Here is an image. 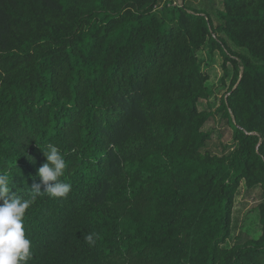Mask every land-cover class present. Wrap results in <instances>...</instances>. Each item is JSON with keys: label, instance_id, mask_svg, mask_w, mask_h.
<instances>
[{"label": "trees", "instance_id": "obj_1", "mask_svg": "<svg viewBox=\"0 0 264 264\" xmlns=\"http://www.w3.org/2000/svg\"><path fill=\"white\" fill-rule=\"evenodd\" d=\"M210 13L176 0H0V171L28 198L53 144L72 186L25 212L27 264H264V200L261 235L226 247L241 183L264 197V0H221L217 26ZM206 45L233 68L218 112L235 148L222 156L204 151Z\"/></svg>", "mask_w": 264, "mask_h": 264}, {"label": "rangeland", "instance_id": "obj_2", "mask_svg": "<svg viewBox=\"0 0 264 264\" xmlns=\"http://www.w3.org/2000/svg\"><path fill=\"white\" fill-rule=\"evenodd\" d=\"M194 8H207L211 10V19L214 26L219 24L215 12L221 10V0H176ZM218 36V35H217ZM229 48L236 53L244 51L235 48L231 43ZM201 66V71L208 76L207 89L211 92L208 100L201 101L199 110L211 113L212 116L204 127V131L210 135V139L205 145V152L211 155L222 156L229 154L235 144L233 142L232 129L222 114L218 112L221 99L228 94L230 83L233 77L231 64L226 65L227 71H223V57L218 51H211L206 45L197 54ZM264 200L260 189H247L244 182L241 183L236 198L232 214L231 236L226 247L235 244H242L248 240H255L261 235L257 208Z\"/></svg>", "mask_w": 264, "mask_h": 264}, {"label": "clouds", "instance_id": "obj_3", "mask_svg": "<svg viewBox=\"0 0 264 264\" xmlns=\"http://www.w3.org/2000/svg\"><path fill=\"white\" fill-rule=\"evenodd\" d=\"M42 152L46 163L37 171L41 183L32 186L28 198L10 195V174L0 171V264H27L31 258V240L25 234L23 218L36 198L42 194L50 198H64L72 189L70 183L61 179L67 162L59 149L48 144ZM83 239L89 246L96 243L95 233H87Z\"/></svg>", "mask_w": 264, "mask_h": 264}, {"label": "built area", "instance_id": "obj_4", "mask_svg": "<svg viewBox=\"0 0 264 264\" xmlns=\"http://www.w3.org/2000/svg\"><path fill=\"white\" fill-rule=\"evenodd\" d=\"M181 6V4H179Z\"/></svg>", "mask_w": 264, "mask_h": 264}]
</instances>
